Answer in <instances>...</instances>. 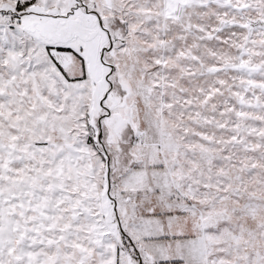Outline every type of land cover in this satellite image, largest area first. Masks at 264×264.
<instances>
[{
  "label": "snow or ice",
  "instance_id": "6c2138e0",
  "mask_svg": "<svg viewBox=\"0 0 264 264\" xmlns=\"http://www.w3.org/2000/svg\"><path fill=\"white\" fill-rule=\"evenodd\" d=\"M0 264H264V0H0Z\"/></svg>",
  "mask_w": 264,
  "mask_h": 264
}]
</instances>
